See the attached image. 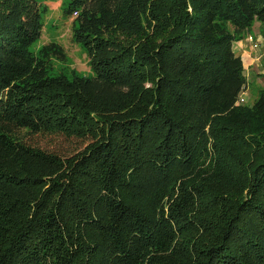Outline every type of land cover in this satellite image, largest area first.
<instances>
[{
	"label": "trees",
	"instance_id": "obj_1",
	"mask_svg": "<svg viewBox=\"0 0 264 264\" xmlns=\"http://www.w3.org/2000/svg\"><path fill=\"white\" fill-rule=\"evenodd\" d=\"M42 11L0 0V264H264V86L239 101L233 49L264 0H67L91 77L32 48Z\"/></svg>",
	"mask_w": 264,
	"mask_h": 264
},
{
	"label": "rangeland",
	"instance_id": "obj_2",
	"mask_svg": "<svg viewBox=\"0 0 264 264\" xmlns=\"http://www.w3.org/2000/svg\"><path fill=\"white\" fill-rule=\"evenodd\" d=\"M42 6L43 28L40 38L33 45L34 50L40 49L43 45L54 42L61 45L65 52V60L53 59V71L64 72L70 75L72 72L78 75L91 77L92 69L89 65L86 50L73 38L72 16L65 13L67 0H37ZM262 77V74L260 75ZM251 79V78H250ZM253 79V80H252ZM243 91L245 104H252L258 97V92L262 88V79L258 80L253 75ZM264 83V81H263ZM33 142L43 149L57 151L58 153H70L81 146V142L69 139L58 134H38L33 138Z\"/></svg>",
	"mask_w": 264,
	"mask_h": 264
},
{
	"label": "crops",
	"instance_id": "obj_3",
	"mask_svg": "<svg viewBox=\"0 0 264 264\" xmlns=\"http://www.w3.org/2000/svg\"><path fill=\"white\" fill-rule=\"evenodd\" d=\"M250 33L254 36V39L259 40L261 45H264V24L255 22L250 30ZM262 48L263 47H261L258 51L253 50L245 37L236 41L233 45L235 53L243 60L245 75L247 77V86H249L248 82L253 78V75L257 76L258 80L262 79L261 85L262 87L264 86V79L260 78V75L264 73V68L262 66L264 57L261 55Z\"/></svg>",
	"mask_w": 264,
	"mask_h": 264
},
{
	"label": "built area",
	"instance_id": "obj_4",
	"mask_svg": "<svg viewBox=\"0 0 264 264\" xmlns=\"http://www.w3.org/2000/svg\"><path fill=\"white\" fill-rule=\"evenodd\" d=\"M245 39L249 42L250 47L255 51H258L261 47H263L261 50V55L264 57V45H261L259 40L254 39V36L251 33H248L245 36ZM242 95L243 93L240 95V100H239L241 103L244 102V98Z\"/></svg>",
	"mask_w": 264,
	"mask_h": 264
}]
</instances>
